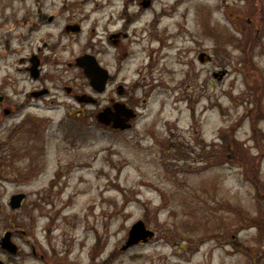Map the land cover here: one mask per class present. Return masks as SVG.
I'll use <instances>...</instances> for the list:
<instances>
[{"label": "rangeland", "instance_id": "obj_1", "mask_svg": "<svg viewBox=\"0 0 264 264\" xmlns=\"http://www.w3.org/2000/svg\"><path fill=\"white\" fill-rule=\"evenodd\" d=\"M75 1L82 0H0V83L20 82L16 57L3 46L15 49L23 10L53 11ZM162 1L168 8L175 2ZM258 1L262 24L246 28L247 0H186L165 57L149 65L145 45L132 47L115 81L136 87L138 116L129 131L100 128L95 108L79 114L66 97L52 109L0 112V238L12 232L18 248L15 256L0 251V262L264 264V223L262 230L251 220L264 200L222 150L228 127L236 126L234 140L255 157L252 127L264 135V119L250 114L256 107L264 116V0ZM241 31L252 32L256 44L246 47ZM201 53L209 61L200 63ZM259 158L264 191V150ZM17 193L26 195L24 204L10 210ZM138 221L153 239L120 250Z\"/></svg>", "mask_w": 264, "mask_h": 264}, {"label": "flooded vegetation", "instance_id": "obj_2", "mask_svg": "<svg viewBox=\"0 0 264 264\" xmlns=\"http://www.w3.org/2000/svg\"><path fill=\"white\" fill-rule=\"evenodd\" d=\"M87 1L93 7L85 8ZM185 1L175 0L168 8L162 0H82L53 11L23 10L13 29L15 49L10 51L9 42L3 46L5 55L16 57L15 72L20 82L7 78L0 83V112L10 117L37 105L52 109L66 97L79 114L86 112V107L95 108L97 114L122 103L138 116L136 87L124 89L115 81L132 58L135 45H145L149 65L166 56L164 51L172 48L178 37L173 28H182V15L177 12ZM36 4L41 6L38 1ZM205 55L202 62L210 59ZM89 63L106 72L101 92L92 88L85 75ZM11 87V94L3 92ZM32 254L36 255L35 248Z\"/></svg>", "mask_w": 264, "mask_h": 264}, {"label": "trees", "instance_id": "obj_3", "mask_svg": "<svg viewBox=\"0 0 264 264\" xmlns=\"http://www.w3.org/2000/svg\"><path fill=\"white\" fill-rule=\"evenodd\" d=\"M259 1L258 0H247L246 3V7L248 12H246L248 16V19L251 21L250 23H248V21H245L242 26L249 28V24H257V26L262 24V18H261V14H260V8H259ZM255 26V25H254ZM253 26V27H254ZM246 31H241L242 34V39L244 40V42L246 43V47L250 46V45H255L257 42V38L255 35L251 36V33L248 34L246 33ZM255 109H253L250 114L252 115V118H258L257 121L259 120V118H263L264 116L257 110L256 107H254ZM252 126H253V122H252ZM235 128L236 126L233 127H228L226 129V132L224 133V145L222 147V150L224 151L225 154V162L229 163V164H235L237 167L242 169V175H243V179L246 183L250 184L251 187L254 189L255 193H256V199L258 201L264 200V191L262 189V184L259 181L258 178V166L259 164V157H262L263 155V150H264V135L258 130H256L254 128V126L252 127V130L254 132V136H255V144L257 147V151L258 154L257 156H251L249 153V151H246L243 149L242 144L237 143L234 140V132H235ZM253 136V139H254ZM236 149L237 151L235 152ZM245 152H244V151ZM258 208L259 209V214L257 216L251 217L252 220V224H254V227H259V229L263 228L261 227L264 223V209H262L260 207V204H258Z\"/></svg>", "mask_w": 264, "mask_h": 264}, {"label": "water", "instance_id": "obj_4", "mask_svg": "<svg viewBox=\"0 0 264 264\" xmlns=\"http://www.w3.org/2000/svg\"><path fill=\"white\" fill-rule=\"evenodd\" d=\"M203 57L204 54H201L200 61H202ZM86 67L87 68L85 70V75L90 80V85L94 90L101 92L104 89V85L106 82V72L102 71L96 63L86 64ZM134 118L135 113L124 104L120 103H117L114 106L113 111L110 109H104L102 112L96 115V121L99 124L106 127L109 126L111 127V129L119 131L129 130L131 128V124H129V121L133 120ZM24 198V194L11 196L8 202L10 209H19ZM11 237V232L4 233V235L0 239V249L14 256L17 253V246L12 242ZM153 237L154 232L147 229L142 221H138L129 229L127 239L124 245L121 247V250L125 251L132 246L138 245L139 243L145 244ZM0 264L3 263L0 262Z\"/></svg>", "mask_w": 264, "mask_h": 264}]
</instances>
